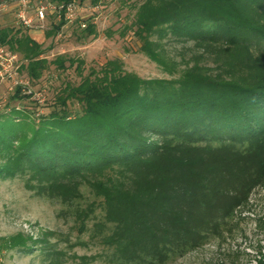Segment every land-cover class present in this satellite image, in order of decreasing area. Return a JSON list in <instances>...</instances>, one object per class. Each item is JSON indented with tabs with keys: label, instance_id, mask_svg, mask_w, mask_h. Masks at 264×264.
Returning <instances> with one entry per match:
<instances>
[{
	"label": "trees",
	"instance_id": "obj_1",
	"mask_svg": "<svg viewBox=\"0 0 264 264\" xmlns=\"http://www.w3.org/2000/svg\"><path fill=\"white\" fill-rule=\"evenodd\" d=\"M125 29L169 77L143 78L120 59L83 77V61L50 62L28 29L3 24L0 46L21 56L31 80L67 62L82 80L38 117L0 114V176L29 175L30 189L59 202L113 264H171L232 231L264 185V0H141ZM31 97L18 87L12 98ZM41 243L19 234L0 251Z\"/></svg>",
	"mask_w": 264,
	"mask_h": 264
},
{
	"label": "rangeland",
	"instance_id": "obj_2",
	"mask_svg": "<svg viewBox=\"0 0 264 264\" xmlns=\"http://www.w3.org/2000/svg\"><path fill=\"white\" fill-rule=\"evenodd\" d=\"M140 1L100 0L97 5L91 1H76L73 22L68 21L57 34L51 36L47 33L60 20L56 14L49 15L46 29L35 31L34 34L38 39L36 41L43 45V57L50 62L59 56L83 61V77L91 74L92 70L100 71L108 61L116 59L123 62L126 71L137 73L143 78L169 77L140 50L141 42L132 29H125L133 22ZM15 20L14 11L1 17L5 25H13ZM81 23H93L96 33L88 35ZM164 42L168 44V38ZM172 46L176 49L182 47L178 43ZM77 65L75 63L69 67L67 62L68 68L64 71L52 63L38 81L31 80L21 70L18 80L22 83V90L32 93L29 99L12 98L16 91L13 81L0 83V114L17 108L27 109L38 117L50 111L67 82L79 84L82 80L76 70ZM72 106L73 111L79 110L78 105ZM29 179V175H17L14 178L0 176V244L4 239L19 234L29 235L33 239L45 238L48 244L34 245L28 252L17 248L4 249L1 264H113L110 262L111 250L89 233L79 235L74 229L73 218L64 216L63 206L57 201L38 196L35 190L30 189L32 182ZM262 253L264 185L254 189L247 204L236 211L232 231L171 264H259Z\"/></svg>",
	"mask_w": 264,
	"mask_h": 264
},
{
	"label": "built area",
	"instance_id": "obj_3",
	"mask_svg": "<svg viewBox=\"0 0 264 264\" xmlns=\"http://www.w3.org/2000/svg\"><path fill=\"white\" fill-rule=\"evenodd\" d=\"M76 1L68 4H55L49 0H5L0 2V31L3 26L1 17L14 11L16 20L13 26L24 27L29 31H44L46 29V21L49 15L58 16L59 20L64 17L65 20L72 21L75 18ZM12 25V24H11ZM83 28H86V23H81ZM25 61L18 53L11 51L6 46H0V83L13 81L16 87L22 88V83L18 80L19 73L22 70ZM12 88V87H11ZM10 88V89H11ZM23 89V94L27 93ZM1 108V107H0ZM1 111V110H0ZM3 262V252L0 251V264Z\"/></svg>",
	"mask_w": 264,
	"mask_h": 264
},
{
	"label": "crops",
	"instance_id": "obj_4",
	"mask_svg": "<svg viewBox=\"0 0 264 264\" xmlns=\"http://www.w3.org/2000/svg\"><path fill=\"white\" fill-rule=\"evenodd\" d=\"M34 34H35V32L29 31V35L34 37L35 40H38V39L35 38Z\"/></svg>",
	"mask_w": 264,
	"mask_h": 264
}]
</instances>
